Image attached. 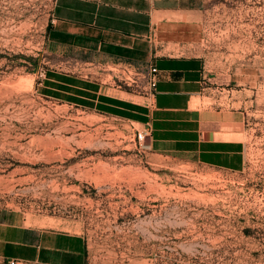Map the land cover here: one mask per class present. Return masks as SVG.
<instances>
[{
	"label": "rangeland",
	"instance_id": "rangeland-1",
	"mask_svg": "<svg viewBox=\"0 0 264 264\" xmlns=\"http://www.w3.org/2000/svg\"><path fill=\"white\" fill-rule=\"evenodd\" d=\"M55 2L0 0V224L81 235L87 264H264V0H205L168 51L203 58L237 170L155 151L149 69L56 54Z\"/></svg>",
	"mask_w": 264,
	"mask_h": 264
},
{
	"label": "crops",
	"instance_id": "crops-1",
	"mask_svg": "<svg viewBox=\"0 0 264 264\" xmlns=\"http://www.w3.org/2000/svg\"><path fill=\"white\" fill-rule=\"evenodd\" d=\"M205 0H56V54L79 61L159 70L152 98V147L158 153L196 159L215 167L240 168L235 121L200 104L207 92L200 56L168 53L185 45L184 34L201 20ZM190 15L187 20L182 16ZM231 127V129H230ZM0 255L41 264H87L81 236L54 229L0 224Z\"/></svg>",
	"mask_w": 264,
	"mask_h": 264
},
{
	"label": "built area",
	"instance_id": "built-area-1",
	"mask_svg": "<svg viewBox=\"0 0 264 264\" xmlns=\"http://www.w3.org/2000/svg\"><path fill=\"white\" fill-rule=\"evenodd\" d=\"M158 73H159L158 68L152 66L149 68V70L147 71V73L144 77V79L147 81V86L149 88L150 93H152V96L155 95L157 88H158V83H159ZM134 76H137V75L131 74V79H128V81L137 84L138 81L135 80ZM10 264H21V261L20 260H12L10 262Z\"/></svg>",
	"mask_w": 264,
	"mask_h": 264
}]
</instances>
